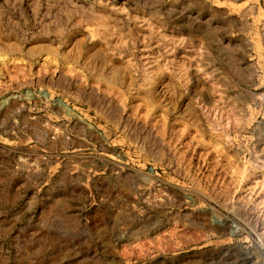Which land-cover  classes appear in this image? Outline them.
<instances>
[{
    "label": "rangeland",
    "instance_id": "374dc122",
    "mask_svg": "<svg viewBox=\"0 0 264 264\" xmlns=\"http://www.w3.org/2000/svg\"><path fill=\"white\" fill-rule=\"evenodd\" d=\"M0 104V264H264V0H0Z\"/></svg>",
    "mask_w": 264,
    "mask_h": 264
},
{
    "label": "bare ground",
    "instance_id": "6f19581e",
    "mask_svg": "<svg viewBox=\"0 0 264 264\" xmlns=\"http://www.w3.org/2000/svg\"><path fill=\"white\" fill-rule=\"evenodd\" d=\"M84 34H85V35L88 37V39H90V40H92L93 37H94L93 32H92L90 29H88V28L84 29ZM1 106H2V104H0V108H1Z\"/></svg>",
    "mask_w": 264,
    "mask_h": 264
}]
</instances>
